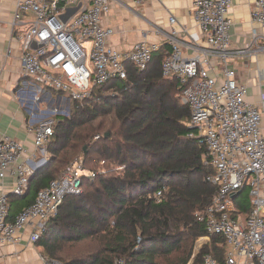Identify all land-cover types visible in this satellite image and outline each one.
<instances>
[{
  "label": "built area",
  "instance_id": "built-area-1",
  "mask_svg": "<svg viewBox=\"0 0 264 264\" xmlns=\"http://www.w3.org/2000/svg\"><path fill=\"white\" fill-rule=\"evenodd\" d=\"M249 1L255 27L242 47L231 38L233 0H193L201 40L185 41L180 36L187 30L174 15L169 17L163 76L181 83V100L191 112L189 137L205 146L203 162L214 169L206 179L217 186L211 204L197 213L207 234L198 239L194 257L213 235L223 237L225 247L222 263L206 254L197 264H264V0ZM72 8L76 10L64 20ZM111 10L112 0H19L11 27L19 33L24 74L69 95L72 102H83L95 88L126 79L129 67L145 70L164 43L142 39L121 50L111 41L114 29L104 23ZM250 65L254 75L242 78L240 68ZM251 87L257 99L249 93ZM55 122L48 117L31 128L40 156L27 157L22 142L0 138V181L8 174L16 179L11 192L0 195V264L4 246L20 242L28 230L29 242L37 244L66 197L82 192L85 177L96 176L82 159L75 161L12 217L9 195L25 194L33 175L47 164ZM247 189L248 204L240 199ZM43 258L46 264H61Z\"/></svg>",
  "mask_w": 264,
  "mask_h": 264
},
{
  "label": "trees",
  "instance_id": "trees-1",
  "mask_svg": "<svg viewBox=\"0 0 264 264\" xmlns=\"http://www.w3.org/2000/svg\"><path fill=\"white\" fill-rule=\"evenodd\" d=\"M169 50L164 43L145 70L129 67L126 79L73 101L69 115L56 118L47 164L25 194L9 195L13 217L75 161L96 172L48 222L37 243L43 257L61 264H197L211 254L224 261L219 235L194 257L207 234L197 213L211 204L217 186L206 179L214 169L203 162L205 146L189 137L181 83L163 76Z\"/></svg>",
  "mask_w": 264,
  "mask_h": 264
},
{
  "label": "crops",
  "instance_id": "crops-1",
  "mask_svg": "<svg viewBox=\"0 0 264 264\" xmlns=\"http://www.w3.org/2000/svg\"><path fill=\"white\" fill-rule=\"evenodd\" d=\"M18 1L0 0V138L8 135L22 142L27 157L33 153L40 156L35 149L34 131L31 128L45 118L58 119L63 114L67 116L71 100L56 92L54 103L49 89L24 74L19 33L11 27ZM192 6L193 0H112V10L105 17L104 23L114 29L111 41L123 51L131 49L142 39L166 43L171 15L187 30L180 37L185 41L201 40L202 31L193 20ZM229 15L233 20V44L245 46L251 41L255 27L250 1L233 0ZM239 75L249 79L254 75V65L247 68L242 66ZM249 91L253 99H257L254 88L251 87ZM15 181V177L10 174L0 181V195L11 192ZM29 235L30 230L25 232L20 242L3 247L4 264H46L39 245H32Z\"/></svg>",
  "mask_w": 264,
  "mask_h": 264
},
{
  "label": "rangeland",
  "instance_id": "rangeland-1",
  "mask_svg": "<svg viewBox=\"0 0 264 264\" xmlns=\"http://www.w3.org/2000/svg\"><path fill=\"white\" fill-rule=\"evenodd\" d=\"M29 16L32 17V14H29ZM86 47H87V50H89L90 44H89V43L86 44ZM49 93L51 94V96H52L51 98L54 99V103H55L57 93L54 92V91H52V90H49ZM60 95H62V96H66V97L69 96V95H67V94H60ZM65 100H66V99H64V101H65ZM71 107H72V101L70 102V109H71ZM69 113H70V110L68 111V115H69ZM65 116H66V115L63 114V115L60 116V117L62 118V117H65ZM240 199H241V200H244L247 204L249 203V202H248V201H249V190H248V189L245 190V191L241 194ZM244 218H246V217H244ZM197 243H198V242H197ZM197 243H196V246H197ZM46 258H47V257H46Z\"/></svg>",
  "mask_w": 264,
  "mask_h": 264
},
{
  "label": "water",
  "instance_id": "water-1",
  "mask_svg": "<svg viewBox=\"0 0 264 264\" xmlns=\"http://www.w3.org/2000/svg\"><path fill=\"white\" fill-rule=\"evenodd\" d=\"M75 10H76L75 8L70 9L68 14L63 16L64 20H66L68 18V16L71 15Z\"/></svg>",
  "mask_w": 264,
  "mask_h": 264
}]
</instances>
